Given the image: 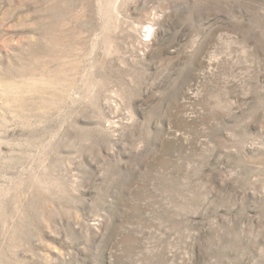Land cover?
I'll return each mask as SVG.
<instances>
[{"label":"rangeland","instance_id":"374dc122","mask_svg":"<svg viewBox=\"0 0 264 264\" xmlns=\"http://www.w3.org/2000/svg\"><path fill=\"white\" fill-rule=\"evenodd\" d=\"M0 264H264V0H0Z\"/></svg>","mask_w":264,"mask_h":264}]
</instances>
